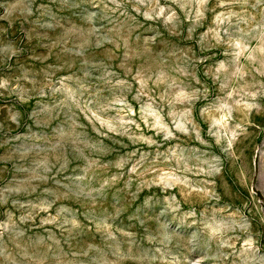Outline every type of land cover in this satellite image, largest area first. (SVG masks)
Listing matches in <instances>:
<instances>
[{
    "label": "rangeland",
    "instance_id": "1",
    "mask_svg": "<svg viewBox=\"0 0 264 264\" xmlns=\"http://www.w3.org/2000/svg\"><path fill=\"white\" fill-rule=\"evenodd\" d=\"M0 264H264V0H0Z\"/></svg>",
    "mask_w": 264,
    "mask_h": 264
}]
</instances>
